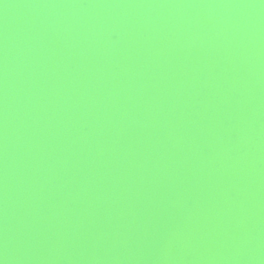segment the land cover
<instances>
[{
    "label": "water",
    "instance_id": "water-1",
    "mask_svg": "<svg viewBox=\"0 0 264 264\" xmlns=\"http://www.w3.org/2000/svg\"><path fill=\"white\" fill-rule=\"evenodd\" d=\"M0 264H264V0H0Z\"/></svg>",
    "mask_w": 264,
    "mask_h": 264
}]
</instances>
